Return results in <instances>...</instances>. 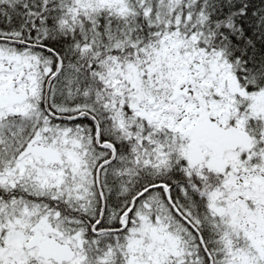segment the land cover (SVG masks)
<instances>
[{
	"label": "snow or ice",
	"instance_id": "1",
	"mask_svg": "<svg viewBox=\"0 0 264 264\" xmlns=\"http://www.w3.org/2000/svg\"><path fill=\"white\" fill-rule=\"evenodd\" d=\"M0 264H264V0H0Z\"/></svg>",
	"mask_w": 264,
	"mask_h": 264
}]
</instances>
